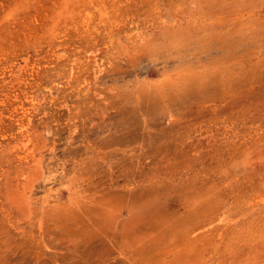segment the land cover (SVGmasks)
<instances>
[{
	"label": "rangeland",
	"instance_id": "1",
	"mask_svg": "<svg viewBox=\"0 0 264 264\" xmlns=\"http://www.w3.org/2000/svg\"><path fill=\"white\" fill-rule=\"evenodd\" d=\"M0 264H264V0H0Z\"/></svg>",
	"mask_w": 264,
	"mask_h": 264
}]
</instances>
